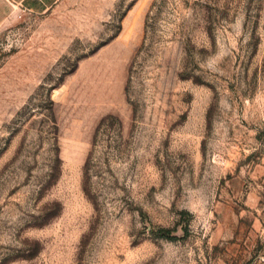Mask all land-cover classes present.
Here are the masks:
<instances>
[{
    "label": "rangeland",
    "instance_id": "obj_1",
    "mask_svg": "<svg viewBox=\"0 0 264 264\" xmlns=\"http://www.w3.org/2000/svg\"><path fill=\"white\" fill-rule=\"evenodd\" d=\"M0 264H264V0L16 15Z\"/></svg>",
    "mask_w": 264,
    "mask_h": 264
},
{
    "label": "crops",
    "instance_id": "obj_2",
    "mask_svg": "<svg viewBox=\"0 0 264 264\" xmlns=\"http://www.w3.org/2000/svg\"><path fill=\"white\" fill-rule=\"evenodd\" d=\"M60 0H0V32L21 13L42 15L50 11Z\"/></svg>",
    "mask_w": 264,
    "mask_h": 264
}]
</instances>
